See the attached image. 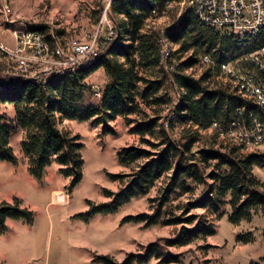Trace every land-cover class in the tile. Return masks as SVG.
I'll use <instances>...</instances> for the list:
<instances>
[{"label":"trees","instance_id":"trees-1","mask_svg":"<svg viewBox=\"0 0 264 264\" xmlns=\"http://www.w3.org/2000/svg\"><path fill=\"white\" fill-rule=\"evenodd\" d=\"M177 1L110 0L107 16L114 34L111 38L107 33L101 36L95 54H89L74 68L41 80L0 84V161L17 163L10 141L12 134L21 129L24 131L21 145L29 160L30 173L41 178L45 168L56 161L61 166L60 172L72 179L71 190L83 176V143L78 135L60 128V121H88L93 127L102 125L105 132L114 133L110 121L139 115V120L131 122V130L149 148L134 145L122 148L119 161L132 166L133 171L111 174L121 181V187L116 192L105 189L109 200L91 203L90 209L79 216L89 220L99 213H115L133 198L146 195L165 176L168 178L161 194L153 199L155 211L126 216L123 222L156 224L173 193H188L203 184L208 187V194L197 205L219 212L223 205L229 204L228 217L233 224L251 221L255 209L264 213L263 185L253 172L256 166L264 167V151L239 156V148L223 146L227 148L206 147L191 154L203 131L211 130L221 137L220 129H226L239 110L246 117L260 111L254 102L244 100L217 78L223 63L251 51L254 43L248 45L221 35L188 8L163 31L146 29L149 21L163 16L167 7ZM102 13L100 10L98 19ZM41 29L54 44L56 39ZM163 34L176 47L166 59L159 44ZM204 56L209 61H204ZM196 67L204 68L200 76L186 73ZM99 69H104L107 81L99 89L100 96H96L88 78ZM172 90L178 93L177 101L170 95ZM88 94L94 96L90 98ZM2 104L13 106L14 114L1 111ZM164 111H168L166 117ZM177 127L178 138L173 136ZM192 218L187 220L193 221ZM8 219L32 223L33 212L19 199L0 200V233L7 230ZM187 220L176 218L166 223ZM213 233L212 227L201 222L193 230L184 228L167 244L153 242L143 252L131 253L122 262L109 255H97L95 261L142 264L158 258L164 263L178 262L177 256H165L164 247L187 245L201 235ZM239 240L249 242L248 236L240 235ZM261 260L264 262V256Z\"/></svg>","mask_w":264,"mask_h":264},{"label":"rangeland","instance_id":"rangeland-1","mask_svg":"<svg viewBox=\"0 0 264 264\" xmlns=\"http://www.w3.org/2000/svg\"><path fill=\"white\" fill-rule=\"evenodd\" d=\"M109 4L110 0H0V22L7 29L5 33L0 30V39L14 47L10 31L25 22L37 28L43 27L65 50L74 41L99 42L101 36L106 35L110 27L113 28L109 17L104 19ZM184 9L183 0L170 4L163 16L149 21L146 29L164 30L180 17ZM100 10L103 13L98 19ZM98 45L96 43V51ZM54 64L55 59L49 56L43 68ZM203 69L196 67L186 73L198 77ZM1 72L2 75L7 74ZM51 74L47 73L48 76ZM106 81L104 69H99L88 78L89 84L97 89ZM220 84L224 82L220 81ZM170 95L177 101L176 90L170 91ZM92 96L88 94V97ZM1 111L14 114L11 105L2 104ZM162 114L166 117L168 111ZM140 118L139 115H131L110 121L114 133L105 132L102 125L93 127L88 121H60V128L78 135L83 143V176L71 190L72 179L60 172L61 166L56 161L45 168L41 178L33 176L21 145L24 131L17 129L12 134L10 145L18 161H0V200L13 202L19 199L24 207L33 212V221L7 220V230L0 233V264H103L95 261L97 255H109L122 262L131 253L143 252L153 242L167 244L177 238L184 228L193 230L201 222L212 227L214 233L201 235L187 245L164 247L165 256H177L178 262L164 263L161 259L152 258L142 264H264L261 260L264 256L263 211L255 209L251 221L233 224L228 217L231 211L229 204L223 205L219 212L197 205L208 194V187L204 184L188 193H173L159 222L153 225L123 222V219L129 215L152 214L155 211L153 199L161 194L168 176L158 180L146 195L133 198L115 213H99L89 220L78 215L87 212L91 203L108 201L105 189L116 192L121 187V181L113 179L111 174H131L133 171L132 166H125L119 161L118 153L122 148L130 145L149 148L141 144L140 136L131 130V122ZM178 132L179 127L173 136L178 138ZM201 134L191 154L206 147L225 150L227 147L223 146L239 148V156L264 151V147H244L218 137L211 130ZM253 172L264 189V167L256 166ZM208 183L211 185L212 181L208 180ZM226 200L228 202L229 198ZM190 217L193 221L187 220ZM176 218L187 221L166 223ZM240 235L248 236L249 242L239 240Z\"/></svg>","mask_w":264,"mask_h":264},{"label":"built area","instance_id":"built-area-1","mask_svg":"<svg viewBox=\"0 0 264 264\" xmlns=\"http://www.w3.org/2000/svg\"><path fill=\"white\" fill-rule=\"evenodd\" d=\"M188 8L202 23L213 27L223 36L234 37L254 48L234 61L223 63L218 79L228 84L230 89L244 100L254 102L260 111L245 116L239 110L226 129H220L222 137L244 147H264V0H183ZM9 10V7L7 6ZM107 20V15H104ZM0 30H7L0 22ZM163 31V30H162ZM14 47L0 39V84L20 81L32 82L62 70L76 67L89 54H95L96 40L93 43L74 41L66 50L56 41L48 38L41 28L21 22L12 28ZM114 34L110 27L107 35ZM163 59L169 57L175 46L163 35L159 39ZM52 56L55 64L44 69L47 59ZM204 61H209L204 56ZM50 69V70H48ZM49 75V76H51ZM9 77V79H7ZM8 83V84H9ZM100 96V90L93 88ZM174 115V113H173ZM218 127L217 123L213 124Z\"/></svg>","mask_w":264,"mask_h":264}]
</instances>
